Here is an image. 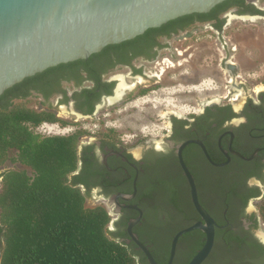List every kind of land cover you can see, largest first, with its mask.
Instances as JSON below:
<instances>
[{"label":"flooded vegetation","instance_id":"1","mask_svg":"<svg viewBox=\"0 0 264 264\" xmlns=\"http://www.w3.org/2000/svg\"><path fill=\"white\" fill-rule=\"evenodd\" d=\"M222 1L230 6L219 13L212 6L168 19L124 42L107 44L83 61L58 63L29 75L14 91L26 92L34 108L83 127L80 123L104 104L145 94L165 77L193 79L200 44L209 41L199 32L207 31L213 43L219 41L220 62L236 72V61L227 59L236 54L235 35L227 29L234 20L264 21V0ZM235 76L241 77L236 93H217L184 114L170 112L155 138L135 133L125 138L97 124L79 137V163L71 178L85 200L107 209L110 236L125 243L141 264L149 262L129 235L130 221L131 232L157 264L168 261L178 230L204 222L181 161L198 203L213 220L212 245L199 264H264V77L254 84L240 73ZM120 77L123 93L110 102ZM205 239L200 228L179 235L171 264H187Z\"/></svg>","mask_w":264,"mask_h":264},{"label":"trees","instance_id":"2","mask_svg":"<svg viewBox=\"0 0 264 264\" xmlns=\"http://www.w3.org/2000/svg\"><path fill=\"white\" fill-rule=\"evenodd\" d=\"M229 6L221 1L211 10L219 13ZM29 78L0 94V166L11 165L0 173V264H141L125 243L108 234L107 209L86 205L71 178L79 163V137L89 131H36L42 121L72 122L34 108L26 92L14 91ZM260 208L264 218V197Z\"/></svg>","mask_w":264,"mask_h":264},{"label":"water","instance_id":"3","mask_svg":"<svg viewBox=\"0 0 264 264\" xmlns=\"http://www.w3.org/2000/svg\"><path fill=\"white\" fill-rule=\"evenodd\" d=\"M222 0H0V94L4 89L43 69L87 58L103 46L117 43L191 12H206ZM181 161V160H180ZM195 208L204 222L178 230L172 237L171 264L177 238L193 228L206 233L202 247L187 264H199L213 241L212 218L198 203L195 187L183 165ZM149 264H157L136 235Z\"/></svg>","mask_w":264,"mask_h":264},{"label":"rangeland","instance_id":"4","mask_svg":"<svg viewBox=\"0 0 264 264\" xmlns=\"http://www.w3.org/2000/svg\"><path fill=\"white\" fill-rule=\"evenodd\" d=\"M208 32H199L202 39L207 38L210 42L202 41L200 44V55L195 61L196 73L193 79H179L176 74L172 78L165 77L159 86L152 87V90L145 94L132 96L117 103L104 104L95 116L84 119L80 124L87 128H96L94 124H97L100 128L112 129L125 138H132L134 133L141 137L155 138L163 131L170 112L184 114L192 106L198 107L204 100L215 99L217 93L227 90L236 93L235 87L241 77L235 76V73H240L254 84H260L258 82L264 77V21L253 23L234 20L228 27L227 34L230 32L235 35L232 44L235 43L233 46L237 47L234 57L227 58L236 61L237 71L233 73L220 62L219 41L213 43L214 38L209 37ZM120 78L121 82L123 78ZM246 84L248 90L251 83ZM27 101L30 102L28 99ZM29 104L35 106L33 102ZM10 166L9 163L0 166V171ZM85 203L93 204L92 200L88 199Z\"/></svg>","mask_w":264,"mask_h":264},{"label":"built area","instance_id":"5","mask_svg":"<svg viewBox=\"0 0 264 264\" xmlns=\"http://www.w3.org/2000/svg\"><path fill=\"white\" fill-rule=\"evenodd\" d=\"M74 128L75 126H72L71 123L64 126H59L55 122L42 121L40 124H38L35 127V130L42 134H56V133H67ZM83 128L85 127L83 126Z\"/></svg>","mask_w":264,"mask_h":264},{"label":"bare ground","instance_id":"6","mask_svg":"<svg viewBox=\"0 0 264 264\" xmlns=\"http://www.w3.org/2000/svg\"><path fill=\"white\" fill-rule=\"evenodd\" d=\"M124 86H125V84L122 80L115 90V95L113 97H109L108 100L111 102L113 99L118 98L123 93L122 91L124 89Z\"/></svg>","mask_w":264,"mask_h":264}]
</instances>
